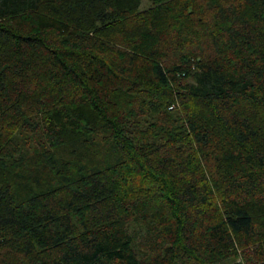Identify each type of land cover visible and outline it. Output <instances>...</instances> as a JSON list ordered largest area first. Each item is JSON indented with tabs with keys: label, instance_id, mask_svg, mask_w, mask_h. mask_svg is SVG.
I'll list each match as a JSON object with an SVG mask.
<instances>
[{
	"label": "trees",
	"instance_id": "16d2710c",
	"mask_svg": "<svg viewBox=\"0 0 264 264\" xmlns=\"http://www.w3.org/2000/svg\"><path fill=\"white\" fill-rule=\"evenodd\" d=\"M0 0V264H264V0Z\"/></svg>",
	"mask_w": 264,
	"mask_h": 264
},
{
	"label": "rangeland",
	"instance_id": "374dc122",
	"mask_svg": "<svg viewBox=\"0 0 264 264\" xmlns=\"http://www.w3.org/2000/svg\"><path fill=\"white\" fill-rule=\"evenodd\" d=\"M150 5L148 4L147 0H141V9H146L148 8Z\"/></svg>",
	"mask_w": 264,
	"mask_h": 264
}]
</instances>
